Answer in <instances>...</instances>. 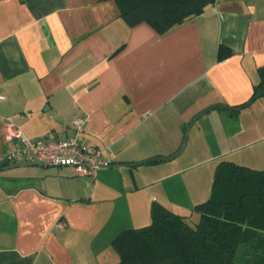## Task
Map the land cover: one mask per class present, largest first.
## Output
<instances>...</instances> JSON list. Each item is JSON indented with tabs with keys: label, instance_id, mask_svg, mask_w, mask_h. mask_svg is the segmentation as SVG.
<instances>
[{
	"label": "crops",
	"instance_id": "1",
	"mask_svg": "<svg viewBox=\"0 0 264 264\" xmlns=\"http://www.w3.org/2000/svg\"><path fill=\"white\" fill-rule=\"evenodd\" d=\"M222 46L232 54L219 60ZM263 66L264 0H217L164 35L129 27L115 1L0 0V264H119L113 241L149 226L154 205L198 222L222 162L264 165V95L232 109L252 100ZM82 116L80 140L113 162L97 178L9 168L7 122L38 141L76 135ZM188 130L179 156L203 158L208 174L141 172L178 158L150 161Z\"/></svg>",
	"mask_w": 264,
	"mask_h": 264
},
{
	"label": "trees",
	"instance_id": "2",
	"mask_svg": "<svg viewBox=\"0 0 264 264\" xmlns=\"http://www.w3.org/2000/svg\"><path fill=\"white\" fill-rule=\"evenodd\" d=\"M115 1L129 27L142 23L164 35L202 15L217 0ZM232 52L222 46L219 60ZM264 89V66L259 69ZM199 221L154 205L153 221L113 241L119 264H264V170L222 162L210 199L194 210Z\"/></svg>",
	"mask_w": 264,
	"mask_h": 264
},
{
	"label": "built area",
	"instance_id": "3",
	"mask_svg": "<svg viewBox=\"0 0 264 264\" xmlns=\"http://www.w3.org/2000/svg\"><path fill=\"white\" fill-rule=\"evenodd\" d=\"M5 96L0 93V101ZM87 118L77 117L73 120L76 135L67 138H45L38 141L29 139L21 129L12 122H7L4 140L15 142L17 146L9 149L6 158L12 164L68 165L76 168L81 177L97 178L103 169L113 166L106 157L105 149L94 147L80 140L79 135L86 129ZM63 227V224H60Z\"/></svg>",
	"mask_w": 264,
	"mask_h": 264
},
{
	"label": "rangeland",
	"instance_id": "4",
	"mask_svg": "<svg viewBox=\"0 0 264 264\" xmlns=\"http://www.w3.org/2000/svg\"><path fill=\"white\" fill-rule=\"evenodd\" d=\"M202 160L203 158H197L194 154L187 156V153L185 152L181 156H179L178 158L172 161L142 166L141 172L156 174L158 176L157 177L158 180H160L163 177H168L170 175L173 176L176 174H193V173L208 174L210 170L209 169L210 165L205 162H200ZM205 161H207L206 158ZM251 167H256V169L258 168L264 170V165L251 166ZM171 180L174 181L175 178L168 179L165 183L170 182Z\"/></svg>",
	"mask_w": 264,
	"mask_h": 264
},
{
	"label": "water",
	"instance_id": "5",
	"mask_svg": "<svg viewBox=\"0 0 264 264\" xmlns=\"http://www.w3.org/2000/svg\"><path fill=\"white\" fill-rule=\"evenodd\" d=\"M262 95H264V89L261 90L260 92H258V94L255 96V98H253L250 102H248L247 104L240 106V107H236V108H232L235 110H239L242 108H245L247 106H249L250 104H252L257 98L261 97ZM188 135H189V130L186 132L185 137H184V141L183 144L181 146V148L172 156L169 157H165V158H156V159H152L150 161H167V160H172L174 158H176L177 156H179L185 149L187 141H188ZM135 165H139V164H135ZM134 165V166H135ZM24 166H46L44 164H31V163H22V164H14L12 166H10L9 168H18V167H24ZM51 166H68V165H51Z\"/></svg>",
	"mask_w": 264,
	"mask_h": 264
}]
</instances>
